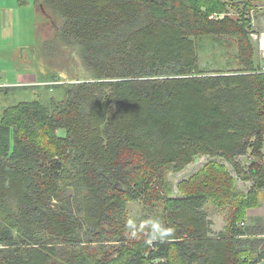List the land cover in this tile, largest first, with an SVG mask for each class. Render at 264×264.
Wrapping results in <instances>:
<instances>
[{
    "label": "trees",
    "instance_id": "trees-1",
    "mask_svg": "<svg viewBox=\"0 0 264 264\" xmlns=\"http://www.w3.org/2000/svg\"><path fill=\"white\" fill-rule=\"evenodd\" d=\"M31 1L37 54L74 49L87 78L50 75L60 100L0 117V264H264V233L241 225L246 205L224 165L209 162L177 196L168 180L206 156L264 189V73L249 16L264 0L222 19L209 18L225 14L219 0ZM228 39L233 62L203 66L205 48ZM209 204L228 208L217 232ZM151 219L174 236L148 243L140 225Z\"/></svg>",
    "mask_w": 264,
    "mask_h": 264
},
{
    "label": "rangeland",
    "instance_id": "rangeland-1",
    "mask_svg": "<svg viewBox=\"0 0 264 264\" xmlns=\"http://www.w3.org/2000/svg\"><path fill=\"white\" fill-rule=\"evenodd\" d=\"M194 1V0H193ZM220 2L226 5V12L224 13H213L211 14L213 19H222L224 16L236 17V7L239 5L242 7L244 5L243 2L247 0H219ZM213 3V0H202V3ZM249 3V2H247ZM255 7L253 11L250 13V17L252 19V31L257 35H264V5L260 1H255L253 4ZM248 11V10H247ZM47 22L43 26L44 29L41 31V40H49L52 38V27L53 21L49 14H47ZM50 17V18H49ZM209 17V18H210ZM37 20V16L33 12V28L30 29L27 23L26 35L33 33L32 37H27V45L28 39L32 38L33 44V53L30 54V47L20 46L16 43L19 36L13 35L15 31L11 32L12 35L8 36L10 40V48L9 51H4L5 46L0 44V117L3 111L11 106H14L20 102H30V101H40L42 105L49 106V100L53 97L56 100H60L63 97V92L61 88H49L47 82H49L50 75H55L59 79L65 78L68 83L74 81H80L83 77L87 78V75L84 74L78 56L75 57V50L73 49H62L60 54L56 57L47 58L46 56H50L47 52L43 53L40 58V52L37 54V34H35V22ZM11 31V30H10ZM252 39V38H251ZM231 43L228 49L225 46V43ZM254 45V49L256 52V63L262 65V70L264 68V57L263 51L259 49V44L257 41H251ZM223 46L221 48H217L215 51L209 47H206L203 51V66H208L213 64L216 61L220 66L228 65V61L233 62L234 51L236 49L233 44V40H225L223 42ZM22 48H24L23 51ZM224 53V54H223ZM26 56V57H25ZM38 56V57H37ZM232 57V59H230ZM34 58V60H33ZM214 68V66H209ZM227 68V67H226ZM32 73L35 76L34 81L30 86H22V87H8L3 85L5 82H13L18 81V74L23 73ZM10 150L13 148V137L10 138L9 141ZM264 153V141H263V149ZM241 165L244 169H248V167L252 163V159L249 155L242 157L239 159ZM209 162H215L217 164H222L226 168L228 175L234 181L235 192L240 193L241 195L234 194L235 198L239 197L242 203L246 205L245 214H244V222L243 228H247L251 226V224L257 226L256 230L260 229V225L264 226V189H254L252 183H244L239 180L233 173L231 167L225 163L223 160L218 158H210L206 156L197 157L194 162L188 165L182 172L178 174H169L168 180L171 184L173 190H175V196H177V187L178 185L187 179H189L192 175H195L199 172L204 166H206ZM216 190V189H215ZM217 191V190H216ZM224 191V193H226ZM248 205H253L251 208ZM208 215L212 221V230L217 232L223 228L226 224L225 219L228 214V208H224L222 210H216L211 204L208 205ZM139 210L136 204H131L130 211L131 216H135L137 211Z\"/></svg>",
    "mask_w": 264,
    "mask_h": 264
},
{
    "label": "crops",
    "instance_id": "crops-1",
    "mask_svg": "<svg viewBox=\"0 0 264 264\" xmlns=\"http://www.w3.org/2000/svg\"><path fill=\"white\" fill-rule=\"evenodd\" d=\"M33 12L36 15L37 11L33 6L31 0H0V44L5 46L4 51H9L8 49L10 48V40L8 36L13 34L19 36L18 40L16 41L18 45L30 47V52H31L30 54L32 55L33 53L32 38L28 39V45H27L26 29H27V23L31 30L33 28V21H32ZM13 31H15V33L11 34V32ZM35 34H36V22H35ZM32 36L33 33L31 32V34H28L27 37H32ZM23 49L24 48H22V50ZM34 79L35 76L30 72L28 74L19 73L18 81L14 80L13 82H5L3 85L8 87L30 86L32 84V81H34ZM260 226L261 227L258 230L264 233V226L263 225ZM249 227L253 228V230H256L257 228V226L253 224H251V226ZM259 237H264V236H259Z\"/></svg>",
    "mask_w": 264,
    "mask_h": 264
},
{
    "label": "clouds",
    "instance_id": "clouds-1",
    "mask_svg": "<svg viewBox=\"0 0 264 264\" xmlns=\"http://www.w3.org/2000/svg\"><path fill=\"white\" fill-rule=\"evenodd\" d=\"M126 227L131 230L130 238H135L137 234V225L134 219H128L126 221ZM147 227L148 232V243H153L156 241L164 242L167 239H170L175 234V228L172 226L165 227L158 219H151L144 221L140 225V229Z\"/></svg>",
    "mask_w": 264,
    "mask_h": 264
},
{
    "label": "built area",
    "instance_id": "built-area-1",
    "mask_svg": "<svg viewBox=\"0 0 264 264\" xmlns=\"http://www.w3.org/2000/svg\"><path fill=\"white\" fill-rule=\"evenodd\" d=\"M210 19H213V17H210ZM250 38H252L253 40L257 41V44H259L258 47H259L260 50L263 51V57H264V35L263 34L257 35L255 32H252L250 34ZM262 72L264 73V68H263Z\"/></svg>",
    "mask_w": 264,
    "mask_h": 264
}]
</instances>
